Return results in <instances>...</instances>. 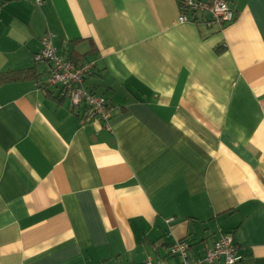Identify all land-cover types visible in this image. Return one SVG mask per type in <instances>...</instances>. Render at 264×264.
<instances>
[{
    "label": "crops",
    "instance_id": "obj_1",
    "mask_svg": "<svg viewBox=\"0 0 264 264\" xmlns=\"http://www.w3.org/2000/svg\"><path fill=\"white\" fill-rule=\"evenodd\" d=\"M228 5L0 0V73L31 68L0 81V264H180L226 233L264 264V0ZM46 34L107 121L48 83Z\"/></svg>",
    "mask_w": 264,
    "mask_h": 264
},
{
    "label": "built area",
    "instance_id": "obj_2",
    "mask_svg": "<svg viewBox=\"0 0 264 264\" xmlns=\"http://www.w3.org/2000/svg\"><path fill=\"white\" fill-rule=\"evenodd\" d=\"M38 4L42 0H36ZM180 21H188V12H204L208 22L214 21L224 24L233 20V12L228 0H181ZM42 47L34 55L35 60L51 62L52 70L49 84L61 86V93L69 96L73 104L80 103L86 106V118H99L107 121L111 114L104 98L95 95L83 87V81L91 70L90 62L74 64L57 53L53 44L52 35L41 37ZM172 253L181 258V264H234L240 256L236 254V245L231 233L220 235L219 238L206 250L203 257H196L189 253V242L179 240L170 248ZM144 264H164L161 260L153 262L146 259Z\"/></svg>",
    "mask_w": 264,
    "mask_h": 264
},
{
    "label": "trees",
    "instance_id": "obj_3",
    "mask_svg": "<svg viewBox=\"0 0 264 264\" xmlns=\"http://www.w3.org/2000/svg\"><path fill=\"white\" fill-rule=\"evenodd\" d=\"M177 3L180 6H182V2L181 0H177ZM206 15V14H205ZM208 18V17H207ZM209 20V19H207ZM69 61H71L72 63L74 64H80L79 60H73V59H67ZM36 62H39V60H37ZM82 63V62H81ZM28 69H31V68H26V69H22V70H13V71H9V72H4V73H0V81H10V80H18L20 78H26L28 77ZM37 77V76H36ZM39 78V77H38ZM219 238V236L214 239L213 242H215L217 239ZM179 241V240H178ZM177 242V241H175ZM173 242L170 247H169V253L174 255V256H178L177 254L175 253H172L170 251V248L172 247V245L175 243ZM212 242V244H213ZM211 244V245H212ZM189 250H190V244H189ZM204 256V255H203ZM201 256V257H203ZM179 257V256H178ZM197 257V256H196ZM180 258V257H179ZM164 263V261H162ZM165 264V263H164ZM180 264H181V258H180ZM234 264H257L254 257L251 255V254H248V255H245V256H240V258L234 263Z\"/></svg>",
    "mask_w": 264,
    "mask_h": 264
}]
</instances>
